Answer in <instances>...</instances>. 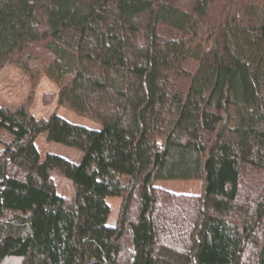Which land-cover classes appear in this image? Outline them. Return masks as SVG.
I'll list each match as a JSON object with an SVG mask.
<instances>
[{"label": "trees", "instance_id": "1", "mask_svg": "<svg viewBox=\"0 0 264 264\" xmlns=\"http://www.w3.org/2000/svg\"><path fill=\"white\" fill-rule=\"evenodd\" d=\"M9 60L42 66L58 104L101 127L56 111L26 123L0 108L12 136L0 156V264H120L124 240L126 264L245 262L264 217V199L253 211L240 201L242 174L264 172V0H0V68ZM41 131L80 160L41 158ZM53 170L71 180L70 204ZM196 178L192 247L160 244L184 222L156 215L168 195L153 183ZM107 197L123 198L116 226ZM258 246L253 264H264V238Z\"/></svg>", "mask_w": 264, "mask_h": 264}, {"label": "rangeland", "instance_id": "2", "mask_svg": "<svg viewBox=\"0 0 264 264\" xmlns=\"http://www.w3.org/2000/svg\"><path fill=\"white\" fill-rule=\"evenodd\" d=\"M30 69L25 70L15 61L9 60L0 68V108L12 114L15 118L30 123L33 121L45 120L52 112L56 111L66 120L84 125L88 128L99 129L100 122L95 121L88 115L75 112L69 105L58 104V87L57 85L42 71V66L38 65L34 68L31 63L28 65ZM11 134L0 128V156L3 153L4 146L11 141ZM213 138V135H212ZM35 145L39 151L41 158L46 153H54L65 157L71 162H78L81 158V151L65 146L63 144L52 142L48 138L47 131H41L36 134L34 139ZM52 183L59 195H61L66 203L73 202L75 189L67 177L58 170L51 171ZM126 185L128 186L127 182ZM154 188L159 195H168V197H159L157 200V216L161 212L172 217L178 216L184 222L182 231H178L174 235L172 233L164 234L160 244L170 247V241L176 240L178 247H182L183 251L193 245L194 233H196L195 225L192 222V213L196 209H202L203 196V180L200 178L190 180H166L156 181L153 183ZM241 200L250 208L251 211L256 209L264 199V172L248 170L242 174L240 181ZM133 211L135 210L136 201L139 197L138 186L132 191ZM126 195V193H125ZM122 197H107L110 206V214L107 224L111 226L118 225L119 213L122 203ZM161 208V210H159ZM212 209H208L211 212ZM234 216V213H231ZM230 220L243 225L245 223L241 214L229 218ZM250 222L253 219L248 220ZM256 227L251 234L244 254L243 264H253L258 245L264 238V217L256 219ZM242 227V226H241ZM129 235H127L128 237ZM131 245L128 240L122 243L119 254L120 264L128 263L131 254ZM23 257H8L2 264H24Z\"/></svg>", "mask_w": 264, "mask_h": 264}]
</instances>
